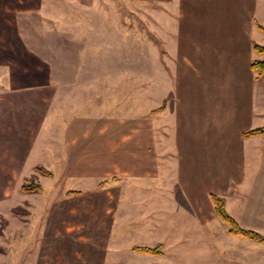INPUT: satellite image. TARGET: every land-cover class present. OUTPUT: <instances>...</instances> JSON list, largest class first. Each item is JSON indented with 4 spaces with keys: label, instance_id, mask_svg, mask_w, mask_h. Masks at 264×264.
<instances>
[{
    "label": "crops",
    "instance_id": "obj_1",
    "mask_svg": "<svg viewBox=\"0 0 264 264\" xmlns=\"http://www.w3.org/2000/svg\"><path fill=\"white\" fill-rule=\"evenodd\" d=\"M150 1L161 40L153 84L168 86L151 111L110 102L82 116L50 107L47 86H0V203L39 214L38 253L50 244L79 264L127 250L140 264L216 261L227 239L244 238L227 233L211 195L264 237V133L243 136L264 128V74L250 68L264 58L253 49L264 47V0L136 5ZM32 177L41 192L23 193ZM158 244L159 256L131 250Z\"/></svg>",
    "mask_w": 264,
    "mask_h": 264
},
{
    "label": "rangeland",
    "instance_id": "obj_2",
    "mask_svg": "<svg viewBox=\"0 0 264 264\" xmlns=\"http://www.w3.org/2000/svg\"><path fill=\"white\" fill-rule=\"evenodd\" d=\"M127 1L0 0V86H47L50 107L82 116L110 102L114 108L127 102L129 111H151L168 92L167 85L153 84L160 71L153 47L160 48L161 40L154 38L151 1L140 10L136 0ZM52 185L44 183L47 194ZM15 199L0 203V264H79L80 255L63 247L46 244L37 252L39 214L25 204L10 210ZM222 247L218 260L193 264H264V244L234 238ZM107 264L140 260L127 250L122 260Z\"/></svg>",
    "mask_w": 264,
    "mask_h": 264
},
{
    "label": "trees",
    "instance_id": "obj_3",
    "mask_svg": "<svg viewBox=\"0 0 264 264\" xmlns=\"http://www.w3.org/2000/svg\"><path fill=\"white\" fill-rule=\"evenodd\" d=\"M253 49L257 53L264 54L263 46L254 44ZM250 68L251 70L257 73V77H261L264 74V58L262 60L252 62L250 65ZM162 109H163V106L158 108L156 111H159ZM262 133H264V128H256V129L247 131L246 133L243 134V136L249 137V136L262 134ZM36 171L46 176L51 175L49 171L45 170L42 167H37ZM106 183L107 182L102 183L101 186L106 185ZM41 190H42V186L38 182H36L33 177L23 179L22 185H21V191L23 193H37V192H41ZM210 199H211V202H212V205H213V208H214V211L217 217L227 227L228 234L232 236L243 237L257 244H264V237L261 234L253 230H247V229L242 228L229 215V213L225 209L224 200L221 197L216 196V195H211ZM160 249H161V245L158 244L153 248L133 247L131 250L134 252H138V253L159 256L161 255Z\"/></svg>",
    "mask_w": 264,
    "mask_h": 264
}]
</instances>
